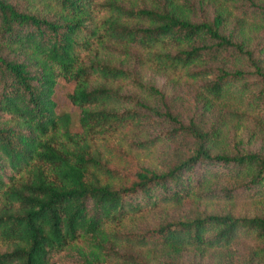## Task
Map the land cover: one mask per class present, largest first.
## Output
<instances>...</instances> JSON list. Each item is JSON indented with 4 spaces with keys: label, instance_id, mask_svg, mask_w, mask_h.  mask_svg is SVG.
<instances>
[{
    "label": "trees",
    "instance_id": "1",
    "mask_svg": "<svg viewBox=\"0 0 264 264\" xmlns=\"http://www.w3.org/2000/svg\"><path fill=\"white\" fill-rule=\"evenodd\" d=\"M62 80L76 113L59 109ZM128 135L144 151L166 140L169 162L123 181L101 146ZM242 197L264 201V0H0V264H121L124 244L160 264H264V211L234 212ZM242 239L255 246L237 257Z\"/></svg>",
    "mask_w": 264,
    "mask_h": 264
},
{
    "label": "rangeland",
    "instance_id": "2",
    "mask_svg": "<svg viewBox=\"0 0 264 264\" xmlns=\"http://www.w3.org/2000/svg\"><path fill=\"white\" fill-rule=\"evenodd\" d=\"M141 76L146 81L154 82L156 85L163 89H171V81L166 73L159 72L151 68L141 69ZM177 88L183 92L186 86H178ZM72 89V84L62 80L57 85L56 98L59 103V109L68 110L72 113L78 112V108L69 102L67 99V92ZM219 118H222L219 116ZM222 126L226 131L231 133L236 132L239 137H241L242 142H247L250 140L249 132L251 126L248 123H238L234 120L222 118ZM158 126V125H156ZM151 126V131L153 134H157V131L161 128ZM255 139V145L259 141V137L255 136L251 140ZM166 140L159 142L153 146L149 151L141 150L134 143L133 136L128 135L127 138H118L114 136L107 141L105 146H101V150L105 157L110 159V167H115L120 173L123 181H129L133 179L134 172L141 165H148L150 167H155L158 169H163V167L169 162L170 154L166 151ZM105 147V148H104ZM258 199L251 200L250 198H238L232 203L231 208L236 213H244L249 211H264V201H257ZM210 206L208 209H210ZM190 205L188 203H183L178 206H167L158 207L152 211L145 212L134 219H127L123 226L122 231H133L136 232L145 229H151L157 223L162 222L163 219L169 217H176L179 213L183 211H188ZM233 248L235 249L234 255L246 256L253 247L252 239H242L239 242L234 243ZM151 248V247H150ZM218 253H208L204 258H201V264H216ZM112 261H121V264H160L164 259V255L157 254V251L148 252L146 249L143 250L137 246L123 245L117 249L115 252H111ZM55 259H60L64 261H71L73 259V252H63L60 255L54 257ZM193 257L191 255H186L182 260L190 261ZM109 263H112L110 258ZM198 260V259H196Z\"/></svg>",
    "mask_w": 264,
    "mask_h": 264
}]
</instances>
